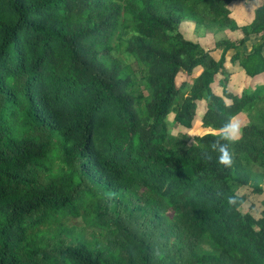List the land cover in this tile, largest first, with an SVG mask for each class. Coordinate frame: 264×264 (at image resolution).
<instances>
[{"label": "trees", "instance_id": "16d2710c", "mask_svg": "<svg viewBox=\"0 0 264 264\" xmlns=\"http://www.w3.org/2000/svg\"><path fill=\"white\" fill-rule=\"evenodd\" d=\"M231 1L0 0V264H264V85L234 96L223 67L233 49L264 73V0L247 55L221 41L215 61L180 31L235 29ZM201 100L208 131L186 147L168 117L192 128ZM240 113L225 167L211 145Z\"/></svg>", "mask_w": 264, "mask_h": 264}, {"label": "crops", "instance_id": "0c3cea01", "mask_svg": "<svg viewBox=\"0 0 264 264\" xmlns=\"http://www.w3.org/2000/svg\"><path fill=\"white\" fill-rule=\"evenodd\" d=\"M263 2V0H232L228 5L229 18L233 22L235 29L225 28L223 30H205L196 32L195 25L191 21H184L180 24V31L183 36L194 42L198 43L205 50L209 51L210 55L215 61H218L222 55V49L217 48L215 45L217 42L227 41L232 44L242 40V52L247 55L251 52V47L258 41L259 36L254 33H250L248 36H244L241 29H250V26L254 23V12L256 8ZM209 38V39H208ZM235 54V50L230 49L225 53V61L223 64L224 70L228 73L227 89L229 93L239 97L244 89L252 88L254 86L264 85V73L258 74L253 78L245 75L244 70L239 66L238 62H232L231 58ZM261 55L264 57V49L261 50ZM200 73V68L196 70L195 76ZM183 74V73H182ZM222 79L220 74H217L212 87L217 94L221 93L219 81ZM228 101V100H227ZM198 102L204 104L198 105ZM197 108L203 111L200 115L199 125L200 129L207 132L206 128H202L201 118L206 111V103L204 100L197 101ZM241 123V127L247 122L245 113H240L235 116ZM203 131V133H204Z\"/></svg>", "mask_w": 264, "mask_h": 264}, {"label": "rangeland", "instance_id": "374dc122", "mask_svg": "<svg viewBox=\"0 0 264 264\" xmlns=\"http://www.w3.org/2000/svg\"><path fill=\"white\" fill-rule=\"evenodd\" d=\"M195 74H196V72L194 73V76H195ZM192 78H193V76H191V78H188L185 74L180 73L176 79L177 85L180 86L183 82H188V84H190ZM200 104H204V103L198 102L199 106H200ZM199 106L197 108V113L195 114V118H194L193 123H192V128H190V129H186L184 127L176 126L174 124V122H172L174 119V116H175L174 114H172L171 116L168 117L167 122H168V129H169L170 135H172L173 138L176 139L177 141L184 142L186 144V147H188L189 145L192 144V138L193 137L205 134V131L200 129V126H198L199 122H200L201 112H203V111L199 110ZM202 128H203V126H202ZM203 131H204V133H203ZM239 193L240 194H248L249 189L243 188L242 190L239 191ZM252 198L254 199V202L259 207L258 202H259L260 197L251 196V200H252ZM60 223L65 224L66 226H69L71 228H75L74 230L76 232L82 231L84 236H86V238L84 237V239L89 241V242H92V243H98L99 242L100 245H103V244L106 245L108 242L109 235L106 232L101 231L97 228H92L90 226H87V224L82 220V217L72 218L71 216H67L66 218L60 219ZM70 233H71V231H70ZM92 238H94V239H92ZM78 239H81V236H78Z\"/></svg>", "mask_w": 264, "mask_h": 264}, {"label": "clouds", "instance_id": "9594fccd", "mask_svg": "<svg viewBox=\"0 0 264 264\" xmlns=\"http://www.w3.org/2000/svg\"><path fill=\"white\" fill-rule=\"evenodd\" d=\"M241 132V123L236 117H230L219 129L216 135L219 139L215 140L211 148L213 151H217L218 155L216 157L217 163L223 165L225 167L231 166L232 163V155L228 149L227 143H221V141H230L236 142ZM210 158V157H209ZM234 202L230 199V203Z\"/></svg>", "mask_w": 264, "mask_h": 264}]
</instances>
